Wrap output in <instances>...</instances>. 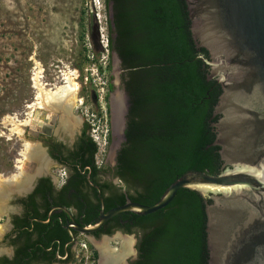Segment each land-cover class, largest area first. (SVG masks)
Returning a JSON list of instances; mask_svg holds the SVG:
<instances>
[{"label":"trees","instance_id":"obj_1","mask_svg":"<svg viewBox=\"0 0 264 264\" xmlns=\"http://www.w3.org/2000/svg\"><path fill=\"white\" fill-rule=\"evenodd\" d=\"M103 4L111 8L107 50L127 70L122 82L128 97L126 141L116 166L126 193L104 198V211L126 200L151 206L187 171L219 174L222 161L219 147L213 145L219 116L213 110L221 88L200 58L208 60L206 50L192 39L184 0H103ZM90 145L92 160L97 147ZM205 204L211 200L180 189L165 208L146 216L120 213L93 235L136 233L137 255L129 264H207ZM99 209V202L91 205L82 225L94 224ZM25 210L14 221L16 239L11 243L18 245L16 255L0 264H24L29 255L46 258L48 242L64 235L56 216Z\"/></svg>","mask_w":264,"mask_h":264},{"label":"water","instance_id":"obj_2","mask_svg":"<svg viewBox=\"0 0 264 264\" xmlns=\"http://www.w3.org/2000/svg\"><path fill=\"white\" fill-rule=\"evenodd\" d=\"M184 2L192 39L208 55V60L200 58L221 88L213 110L219 116L213 143L222 161L219 174L187 171L151 206L126 200L104 211L98 196L101 210L95 223L72 226L79 235L88 236L120 213L153 214L165 208L180 189H189L211 200L205 204L207 264H264V0ZM111 58L117 67V55ZM109 107L111 116V101ZM123 115L124 109L121 134ZM110 124L114 137L111 119ZM116 150L114 144L112 157ZM23 178L28 180L26 189L8 192L0 203L30 190L34 176ZM105 254L107 264L124 260L120 251L107 248ZM101 260L98 251V264Z\"/></svg>","mask_w":264,"mask_h":264},{"label":"rangeland","instance_id":"obj_3","mask_svg":"<svg viewBox=\"0 0 264 264\" xmlns=\"http://www.w3.org/2000/svg\"><path fill=\"white\" fill-rule=\"evenodd\" d=\"M109 21L111 8H106L103 0H0V180L25 182L19 177L12 179L20 173L18 166L22 161L26 163L22 165V174L28 178L35 174L29 161L21 156L29 145L27 126L18 136L3 121L7 117L16 119L17 124L26 121L30 112L26 107L35 102L30 98L34 99L39 93L32 82L36 73L37 84L42 85L44 91H55L49 88L63 85V73L76 72L73 81L78 88L74 100L69 101L68 110L71 122L86 119L90 134L98 136L95 161L105 166L112 162L108 141L111 132L109 105L114 93L120 94V86L117 85L119 71L107 50ZM110 80L115 84L111 96L106 91ZM33 85L36 89L31 88ZM55 111L38 110L46 116ZM60 117L58 120L62 124L64 120ZM34 118L38 120L36 115ZM106 131L107 144L103 146L99 136ZM0 204L3 211L0 214V256H8L11 220L6 210L15 213L16 207L11 204V198ZM107 237V241L100 236L92 242L80 235L71 264H98L96 243L105 242L115 253L121 250L124 239H130L131 249L126 251L122 264L136 259V233L114 231Z\"/></svg>","mask_w":264,"mask_h":264},{"label":"flooded vegetation","instance_id":"obj_4","mask_svg":"<svg viewBox=\"0 0 264 264\" xmlns=\"http://www.w3.org/2000/svg\"><path fill=\"white\" fill-rule=\"evenodd\" d=\"M111 29H113L112 25ZM113 53H111V56ZM117 69L119 71L117 85L120 86V96L124 109L123 131L122 134L120 133L116 137H113L110 132L108 140L110 149L116 144L117 150L115 156L112 157V162H108L106 166L103 162L98 164L95 161L97 152L94 154L92 160L90 158V144L97 145L92 139L89 123L86 119L80 122L78 119L75 122H71L72 119L68 113L69 111L65 112L64 109H57L53 103L51 106L56 110L55 114L46 116L44 112H38V110H42L43 108H40L36 104L37 94H35L34 99L30 98L35 100V102H30V105L26 107L30 110L28 120L26 119V126L29 138L28 144L35 148L36 155L28 159V165L35 170V174L30 190L27 193L11 197V204L13 203L16 207V212L13 213L8 212V209L6 210L11 220L10 232L7 236L10 254L8 256H0V261L5 259L7 262H10L14 259L18 247L17 244L11 243V240L16 239V231L13 232L15 229L14 221L25 215L26 208L30 210L34 208L37 211L36 215L43 216V214L47 213L48 218L51 215L56 216L64 235H62L61 239L54 237L48 242V247L44 249V253L46 252L47 254L46 258L40 256L34 259L32 255H29L28 257H24V264H71L74 258V251L79 244L78 237L80 236L74 231L72 224L84 226L82 225V219L90 215L91 205H96L99 202L98 196H100L103 202L104 198L112 197L116 193H126L122 181L116 176V166L117 154L126 141L124 131L127 123L128 97L122 81H125L127 78L125 75L127 70L125 71L121 68L120 61ZM108 85L111 88H108ZM55 87L58 86H53L49 89L54 90ZM31 88L36 89L34 85ZM114 89L115 84L110 80L106 86L108 95L111 96ZM35 106L36 108H34ZM51 106L47 110L52 111ZM34 115L37 116L38 120H35ZM59 117L67 122L64 123L63 121L60 124ZM72 123H74V128L72 127ZM93 168L97 170L96 174L92 173ZM36 190L40 193H36ZM60 201H64L68 205L63 206L58 204ZM77 205L80 207L82 205V209L78 210L76 208ZM99 208L100 212V202ZM2 212L0 210V214ZM48 222L49 220H46L42 223ZM49 229H52V227ZM93 234L83 237L88 240V237L98 239L100 236H107L100 235L99 237H95Z\"/></svg>","mask_w":264,"mask_h":264},{"label":"bare ground","instance_id":"obj_5","mask_svg":"<svg viewBox=\"0 0 264 264\" xmlns=\"http://www.w3.org/2000/svg\"><path fill=\"white\" fill-rule=\"evenodd\" d=\"M63 75H64L63 85L55 88V91H48V90L44 91L42 85L37 84L38 74L36 73L34 75L33 82H34V85L36 86V88L39 92L37 95V103H36L37 106H39L40 108H43V109H47V108L50 109V106L53 103L56 106L55 108L64 109L65 112H67L70 109L69 101L72 102L74 100V96H75V93H76L77 88H78L77 85L75 84V82L73 81V79L76 76V72L63 73ZM54 100H56L57 102ZM58 101H60V102H58ZM51 107L53 109V106H51ZM122 114H123L122 99H121L120 94L116 92V93H114V96L112 97V100H111V123H112V133H113L114 137L120 135V133H121V119H122L121 115ZM29 118H30V116H29ZM3 123L6 125H9L11 127L12 132H14L15 134H17L19 136L23 130V127L26 126L27 121H25L24 123L20 122V124L19 123L17 124L16 119H14L12 117H7L4 119ZM64 123H65V121H64ZM25 147H27V152H23L21 154L23 159L28 160L30 157H32V158L35 157V155H36L35 148H33L29 145L25 146ZM20 164H21V166H18V169H21L20 173L17 176L13 175L12 179L19 177V179L21 180L23 178L24 174H22V171H23L22 165L23 164L26 165V163H23V161H22V162H20ZM24 173H25V171H24ZM21 181H25V182L27 181L28 182V180L27 179L24 180V178ZM25 182H17L16 183V182H11V180H7V181L0 180V202L4 199L5 195L8 192L22 191V190L26 189L28 184L27 183L25 184ZM24 184H25V186H23ZM1 230H2V227L0 226V234L2 232ZM129 241H130V239H124V242L122 244V248H121L120 252L124 256L126 255V251H128V249L130 251V249H131L130 248L131 243L129 244ZM95 246H96L97 250L99 251V253L101 254V257H102L100 264H107L106 263V254H105V251L107 250V244H105V242H102L101 244L96 243Z\"/></svg>","mask_w":264,"mask_h":264},{"label":"built area","instance_id":"obj_6","mask_svg":"<svg viewBox=\"0 0 264 264\" xmlns=\"http://www.w3.org/2000/svg\"><path fill=\"white\" fill-rule=\"evenodd\" d=\"M99 102H101V99H100ZM102 108H104V110H105L104 105H102ZM92 131H93V129H92ZM106 133H107V131L105 132V134H102V133H101V136H99V140H101L103 146H105V145L107 144V139H106L107 136H106ZM102 135H103V136H102ZM92 137H93L92 139L95 141V143H96L97 145H99V143L97 142L98 136L95 137L94 135H92ZM82 247L85 248L84 245H82Z\"/></svg>","mask_w":264,"mask_h":264}]
</instances>
